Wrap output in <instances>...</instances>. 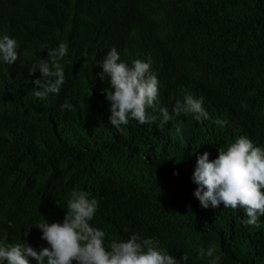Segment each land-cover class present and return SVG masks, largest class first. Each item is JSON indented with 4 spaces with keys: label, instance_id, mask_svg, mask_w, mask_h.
Here are the masks:
<instances>
[{
    "label": "trees",
    "instance_id": "1",
    "mask_svg": "<svg viewBox=\"0 0 264 264\" xmlns=\"http://www.w3.org/2000/svg\"><path fill=\"white\" fill-rule=\"evenodd\" d=\"M4 35L19 58L0 60V242L48 247L35 226L62 222L77 190L98 201L90 223L105 246L135 234L159 240L179 264L184 254L186 264H210L199 249L213 244L218 264H264V216L257 228L242 208L205 209L192 182L197 157L217 158L239 134L264 145V0H0ZM61 42L65 83L35 97L40 72L28 70L49 60L44 45ZM113 47L129 66L151 60L160 106L202 96L209 119L111 126L99 62Z\"/></svg>",
    "mask_w": 264,
    "mask_h": 264
},
{
    "label": "clouds",
    "instance_id": "2",
    "mask_svg": "<svg viewBox=\"0 0 264 264\" xmlns=\"http://www.w3.org/2000/svg\"><path fill=\"white\" fill-rule=\"evenodd\" d=\"M16 47L17 41L14 38L8 35L0 38V60L8 65L14 64L19 58ZM44 47L48 50L49 60L41 59L28 70L30 76L37 70L40 72V76L32 81L33 95L40 99L60 93L65 83L60 61L68 54V45L63 42L58 47ZM151 63L150 59H136L129 66L120 61L115 47L99 62L103 69L100 78L107 76L110 79L111 87L103 89L102 94L106 95L110 103L111 126L122 130L130 118L141 125L157 119L167 124L181 115L189 114L197 122L209 119L202 96L195 98L192 94H185L183 102L177 100L171 111L167 106H160L157 103L159 81L151 71ZM71 108L72 105L67 102L61 105L62 111ZM148 109L156 114H150ZM215 123L223 127L226 121L218 119ZM176 133L179 135L180 127L176 128ZM238 136L227 150L219 148L217 158L209 160L207 152L197 157L192 182L198 187L193 194L205 209L209 205L217 208L221 204L233 210L244 209L248 217L243 221L245 226L259 228V217L264 216V145L249 135ZM174 175L178 173L174 172ZM97 208L98 201L95 198L89 199L85 191L73 190L62 222L48 223L43 219L35 226L42 231L41 239L47 242L48 247L37 251L23 241L14 244L0 242V261H7V264H29L31 257L39 264H45V260L47 264H179L174 256L159 247V240L153 238L138 240L133 234L126 240L113 239L105 246L106 232L90 223ZM23 235L26 237L28 232ZM4 240H7L6 235ZM216 251V245L213 244L207 250L200 248L199 255L201 258H211L210 264H218L220 257ZM180 260L186 264L187 254L180 257Z\"/></svg>",
    "mask_w": 264,
    "mask_h": 264
}]
</instances>
